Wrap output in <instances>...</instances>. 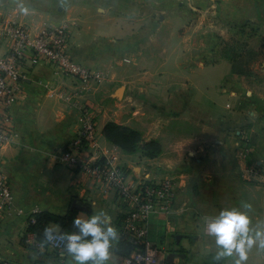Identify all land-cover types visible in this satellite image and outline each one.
Returning <instances> with one entry per match:
<instances>
[{
	"label": "crops",
	"instance_id": "1",
	"mask_svg": "<svg viewBox=\"0 0 264 264\" xmlns=\"http://www.w3.org/2000/svg\"><path fill=\"white\" fill-rule=\"evenodd\" d=\"M14 9L34 34L68 25L71 56L105 79L86 87L54 64L25 62L24 96L12 108L18 137L0 146L22 213L0 225V264H73L50 246L24 244L35 209L83 218L104 209L121 227L119 196L60 163L80 123L65 94L96 109L104 153L132 176L174 180L169 210L150 221L163 264H179L183 256L168 262L177 250L214 255L204 222L224 206L249 201L253 222L264 223V0H0V17ZM235 39L257 53L252 76L234 70L241 56L228 46ZM109 122L159 141L161 155L124 152L104 136ZM74 200L87 209L73 208ZM51 228L62 232L59 223ZM122 249L120 239L108 264L123 263ZM245 264H264V248L250 249Z\"/></svg>",
	"mask_w": 264,
	"mask_h": 264
},
{
	"label": "built area",
	"instance_id": "2",
	"mask_svg": "<svg viewBox=\"0 0 264 264\" xmlns=\"http://www.w3.org/2000/svg\"><path fill=\"white\" fill-rule=\"evenodd\" d=\"M69 26L45 28L34 34L21 22L20 12L0 17V146L12 143L18 137L12 108L18 98L24 96L26 78L24 64L47 62L54 64L59 73L71 76L83 86L101 83L103 72L93 70L70 54ZM71 106L80 112L79 130L60 153V163L77 174H84L102 186L104 193L115 192L126 206L120 227V239L130 245V253L122 264H162V250L150 238V221L156 211H168L173 201L174 180L159 181L140 179L132 176L127 167L118 164L104 153L97 131V111L74 96L65 94ZM255 174L254 168H249ZM15 211L14 192L0 161V225ZM40 209L33 210L27 220L28 230L23 241L29 247L43 248L44 243L30 231L37 222ZM49 246L66 256L62 234L56 233ZM3 264H13L5 262Z\"/></svg>",
	"mask_w": 264,
	"mask_h": 264
},
{
	"label": "clouds",
	"instance_id": "3",
	"mask_svg": "<svg viewBox=\"0 0 264 264\" xmlns=\"http://www.w3.org/2000/svg\"><path fill=\"white\" fill-rule=\"evenodd\" d=\"M251 209L249 201H241L220 208L205 220V231L214 238L216 261L231 257V264H245L250 249L257 244L264 248V223L253 222ZM73 223L77 230L62 234L73 264H108L113 246L120 240V230L110 222V213L99 209L87 218L76 216ZM55 237L53 228L45 227V241Z\"/></svg>",
	"mask_w": 264,
	"mask_h": 264
},
{
	"label": "trees",
	"instance_id": "4",
	"mask_svg": "<svg viewBox=\"0 0 264 264\" xmlns=\"http://www.w3.org/2000/svg\"><path fill=\"white\" fill-rule=\"evenodd\" d=\"M262 48L264 49V40ZM236 66L237 61L234 70L238 73H243L242 71H238ZM103 134L108 141L121 148L126 153L142 151L148 158H156L162 153V145L159 141H147L139 130L116 122L107 123L104 127ZM76 216H78L76 210L70 212L65 217L41 212L37 214V222L31 225L29 230L34 232L37 235L38 240L44 243L45 246H49V241H45L44 238L45 227H51V223L56 222L62 226V232H60V234L76 231L77 229L73 223ZM122 248L123 249L119 253L123 256H127L131 251L130 245L126 242H122Z\"/></svg>",
	"mask_w": 264,
	"mask_h": 264
},
{
	"label": "rangeland",
	"instance_id": "5",
	"mask_svg": "<svg viewBox=\"0 0 264 264\" xmlns=\"http://www.w3.org/2000/svg\"><path fill=\"white\" fill-rule=\"evenodd\" d=\"M231 50V52H238L240 54V58L237 60V66L236 68L238 71H242L244 74L252 76V72L250 69V66L252 64V61L256 58L257 53L255 51H252L251 49H248V45L246 46V43L242 40H232L231 43L228 46ZM183 250H177L174 253H178L181 255H178L177 257L183 256V259L178 260L179 264H230L228 262L227 258H223L221 261H216L214 256L208 255L197 257L195 255H191V257H188L183 254ZM176 258V257H175ZM166 258L163 259L162 264Z\"/></svg>",
	"mask_w": 264,
	"mask_h": 264
},
{
	"label": "water",
	"instance_id": "6",
	"mask_svg": "<svg viewBox=\"0 0 264 264\" xmlns=\"http://www.w3.org/2000/svg\"><path fill=\"white\" fill-rule=\"evenodd\" d=\"M72 207L73 208H78V209H84L86 210L87 208L82 206V204H80L78 202V200H74L73 204H72ZM178 255H181V254H178V253H171L169 256H168V262H172V260L177 257Z\"/></svg>",
	"mask_w": 264,
	"mask_h": 264
}]
</instances>
